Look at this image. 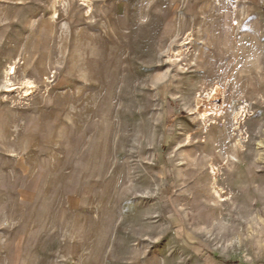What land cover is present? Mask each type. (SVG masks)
<instances>
[{"label": "rangeland", "instance_id": "1", "mask_svg": "<svg viewBox=\"0 0 264 264\" xmlns=\"http://www.w3.org/2000/svg\"><path fill=\"white\" fill-rule=\"evenodd\" d=\"M228 262L264 264V0H0V264Z\"/></svg>", "mask_w": 264, "mask_h": 264}, {"label": "bare ground", "instance_id": "2", "mask_svg": "<svg viewBox=\"0 0 264 264\" xmlns=\"http://www.w3.org/2000/svg\"><path fill=\"white\" fill-rule=\"evenodd\" d=\"M214 97L218 98V92L214 94ZM215 106V100L208 102L207 106L203 109V115H209L211 112H216Z\"/></svg>", "mask_w": 264, "mask_h": 264}, {"label": "trees", "instance_id": "3", "mask_svg": "<svg viewBox=\"0 0 264 264\" xmlns=\"http://www.w3.org/2000/svg\"><path fill=\"white\" fill-rule=\"evenodd\" d=\"M227 264H238V263H236V262H228Z\"/></svg>", "mask_w": 264, "mask_h": 264}]
</instances>
